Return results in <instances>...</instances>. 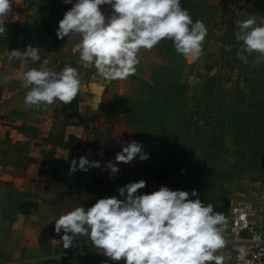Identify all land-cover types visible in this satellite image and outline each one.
<instances>
[{"label":"crops","instance_id":"1","mask_svg":"<svg viewBox=\"0 0 264 264\" xmlns=\"http://www.w3.org/2000/svg\"><path fill=\"white\" fill-rule=\"evenodd\" d=\"M66 11L52 0H13V18L4 23L8 33L0 35V264H55L60 255L80 253L87 264L105 260L124 264L95 252L86 236H77L72 248L64 249L63 231L54 232L55 220L75 207L87 209L100 198H120L118 188L153 175L148 167L158 165L137 157L129 164L119 163L118 174L110 179L104 165L110 160L115 163L121 142L135 140L149 153L148 140L133 122L130 106L138 88L150 79L147 60L139 55L137 71L127 79H100L94 68L81 66L68 37L57 38L58 22ZM101 11L106 18L112 14L110 5H102ZM29 44L41 49L40 62L10 57L11 50H24ZM64 65L78 69L87 91L69 105L58 100L51 105H26L30 89L22 84L24 72L59 71ZM81 156L100 161L101 167L69 175L71 160ZM182 167L169 175L162 173L159 179L186 191ZM227 216L226 244L216 254L224 257V264H231Z\"/></svg>","mask_w":264,"mask_h":264},{"label":"clouds","instance_id":"2","mask_svg":"<svg viewBox=\"0 0 264 264\" xmlns=\"http://www.w3.org/2000/svg\"><path fill=\"white\" fill-rule=\"evenodd\" d=\"M63 2L72 4V0ZM102 5L111 6L110 17H105ZM12 10L13 0H0V35L8 33L4 23ZM236 27L237 59L248 64L254 56V65L264 63V17L237 20ZM56 35L73 42L71 51L79 55L83 68H94L100 79L115 81L135 75L141 49L151 51L162 40H171L178 54L188 63L195 62L203 54L208 29L201 20L193 22L181 0H77L58 22ZM40 51L29 44L24 50H11L10 57L40 62ZM22 84L30 89L24 98L28 106L57 100L69 105L87 91L78 69L70 65L59 71L31 68L24 72ZM121 148L115 163L104 165L110 179L118 174L119 163L149 159L135 140L121 142ZM100 167V161L81 156L71 160L69 175ZM145 187L144 180L130 182L117 190L122 199L100 198L87 209L75 207L62 214L55 220L54 232L63 231V248H72L77 236H86L100 254L124 264H224V257L216 254L226 244L223 214L214 212L212 204L205 205L196 190L161 186L139 193ZM238 253L237 260L243 261L245 249Z\"/></svg>","mask_w":264,"mask_h":264},{"label":"rangeland","instance_id":"3","mask_svg":"<svg viewBox=\"0 0 264 264\" xmlns=\"http://www.w3.org/2000/svg\"><path fill=\"white\" fill-rule=\"evenodd\" d=\"M208 29L203 54L188 63L171 40L141 49L150 79L130 105L150 165L182 159L184 186L224 215L243 201L264 218V63L237 59V20L264 17V0H181ZM140 86V84H139ZM162 173L157 178H162ZM195 199V197H191Z\"/></svg>","mask_w":264,"mask_h":264},{"label":"built area","instance_id":"4","mask_svg":"<svg viewBox=\"0 0 264 264\" xmlns=\"http://www.w3.org/2000/svg\"><path fill=\"white\" fill-rule=\"evenodd\" d=\"M13 18V10L5 18V22ZM150 181L139 193H151L158 190L161 186H166L175 190L174 186L167 179H159L150 175ZM122 199V197H120ZM229 224L228 230L230 237L228 242L231 245L230 260L231 264H264V218L254 217L248 206L243 201L233 202L228 210ZM244 248L246 256L243 261H238V249ZM95 252L98 251L91 247ZM1 262V255H0ZM55 264H87L83 254H63L56 258Z\"/></svg>","mask_w":264,"mask_h":264},{"label":"trees","instance_id":"5","mask_svg":"<svg viewBox=\"0 0 264 264\" xmlns=\"http://www.w3.org/2000/svg\"><path fill=\"white\" fill-rule=\"evenodd\" d=\"M169 159L171 160L169 165H167V162L161 158L156 167L148 168L153 172V175L156 177L157 175H159L160 172H163L164 175H169L170 173L179 170V168L183 165L182 159L176 157L175 155H170Z\"/></svg>","mask_w":264,"mask_h":264},{"label":"water","instance_id":"6","mask_svg":"<svg viewBox=\"0 0 264 264\" xmlns=\"http://www.w3.org/2000/svg\"><path fill=\"white\" fill-rule=\"evenodd\" d=\"M52 1L56 4L57 8L60 9V10L63 9V10H67L68 11L71 8L68 4H65L61 0H52ZM139 180L146 181V186H147V184L150 181V177H148V176H146V177H139L138 181Z\"/></svg>","mask_w":264,"mask_h":264}]
</instances>
